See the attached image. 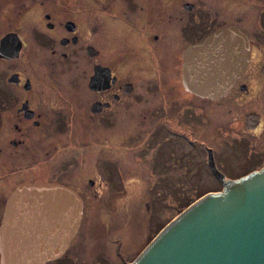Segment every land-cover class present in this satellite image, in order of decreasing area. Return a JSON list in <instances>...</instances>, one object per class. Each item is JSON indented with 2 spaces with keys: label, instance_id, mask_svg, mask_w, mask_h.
<instances>
[{
  "label": "flooded vegetation",
  "instance_id": "af4514ba",
  "mask_svg": "<svg viewBox=\"0 0 264 264\" xmlns=\"http://www.w3.org/2000/svg\"><path fill=\"white\" fill-rule=\"evenodd\" d=\"M229 26L250 45L230 92L246 91L252 46L264 42V0H0V222L10 194L27 181L69 186L83 215L95 209L107 197L104 161L116 157L106 146L115 147L113 138H135L140 123L163 165L172 139L195 143L200 123L188 116L190 107L222 98L185 89L183 53ZM249 112L256 111L244 112L245 133L259 125L246 127ZM212 118L204 132L225 127ZM141 144L135 142L137 151ZM204 148L222 188L255 170L221 172L214 148ZM132 149L120 145L122 152ZM209 149L223 180L208 164Z\"/></svg>",
  "mask_w": 264,
  "mask_h": 264
},
{
  "label": "water",
  "instance_id": "95a60500",
  "mask_svg": "<svg viewBox=\"0 0 264 264\" xmlns=\"http://www.w3.org/2000/svg\"><path fill=\"white\" fill-rule=\"evenodd\" d=\"M249 49L246 35L234 26L188 46L185 89L202 98L226 96L246 68ZM259 120L256 112L245 114L247 128ZM208 164L223 180L211 149ZM260 167L177 208L125 264H264V161ZM82 216V200L69 186L39 180L18 185L0 222L1 264H45L61 257Z\"/></svg>",
  "mask_w": 264,
  "mask_h": 264
},
{
  "label": "rangeland",
  "instance_id": "374dc122",
  "mask_svg": "<svg viewBox=\"0 0 264 264\" xmlns=\"http://www.w3.org/2000/svg\"><path fill=\"white\" fill-rule=\"evenodd\" d=\"M255 46L245 79L247 90L233 89L214 105L196 102L191 106L188 116L200 123L196 142L172 139L164 165L157 162L160 152L147 142L144 124H139L135 138H113L115 147L105 149L116 157L108 155L101 169L102 176H107L103 194L109 198L87 209L66 256L48 264H125L126 259H134V251H140L177 208H186L198 194L221 187L207 165L206 143L214 148L221 172L235 175L260 168L264 161V42L258 44L260 48ZM249 110L256 111L261 121L245 133L242 119ZM212 115L214 126H225L229 134H223L224 128L204 132L206 118ZM135 142L142 143L138 151ZM121 144L132 145L133 151L122 152Z\"/></svg>",
  "mask_w": 264,
  "mask_h": 264
},
{
  "label": "trees",
  "instance_id": "16d2710c",
  "mask_svg": "<svg viewBox=\"0 0 264 264\" xmlns=\"http://www.w3.org/2000/svg\"><path fill=\"white\" fill-rule=\"evenodd\" d=\"M152 238V237H151Z\"/></svg>",
  "mask_w": 264,
  "mask_h": 264
}]
</instances>
